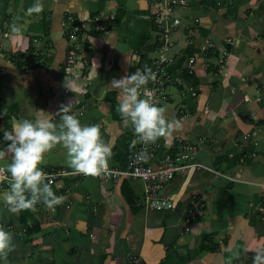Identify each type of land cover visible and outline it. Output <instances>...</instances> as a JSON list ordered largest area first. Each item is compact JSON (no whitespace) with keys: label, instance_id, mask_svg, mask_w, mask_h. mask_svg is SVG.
Masks as SVG:
<instances>
[{"label":"crops","instance_id":"0c3cea01","mask_svg":"<svg viewBox=\"0 0 264 264\" xmlns=\"http://www.w3.org/2000/svg\"><path fill=\"white\" fill-rule=\"evenodd\" d=\"M187 1L169 33L171 87L161 105L178 123L157 142L191 145L188 161L205 168L177 176L164 191L173 210L155 211L140 203V180L77 174L57 146L42 167L68 173L51 184L61 205L12 213L9 181L0 184V224L17 245L0 264H225L229 250L240 253L233 264H252L264 247V0ZM35 2L0 0V146L18 121L59 122L70 104L82 124L100 125L109 166H124L136 136L111 82L156 48L154 0H42L43 11L30 13ZM72 25L81 30L75 45Z\"/></svg>","mask_w":264,"mask_h":264},{"label":"clouds","instance_id":"9594fccd","mask_svg":"<svg viewBox=\"0 0 264 264\" xmlns=\"http://www.w3.org/2000/svg\"><path fill=\"white\" fill-rule=\"evenodd\" d=\"M42 0L28 9L30 13L43 11ZM155 82V74L145 66L133 74L114 79L111 85L121 94L116 111L127 120L138 142L143 145L155 144L163 137L171 136L178 122L165 116V108L157 106L148 98H141V89ZM59 122L50 119H23L3 132L0 146V161H9L0 172L9 179V191L6 196L8 210L16 213L22 210H36L42 203L54 209L63 203L64 197L54 193L48 174L43 170L45 156L57 146L66 151L67 163L77 174L88 177H101L109 171V161L113 152L105 142L99 124H82L71 114L70 104L61 106ZM147 162L151 159L146 149L136 157ZM14 234L0 224V259H7L15 251ZM231 254L225 264H233L240 258L239 251L229 250ZM252 264H264V247L257 248L252 256Z\"/></svg>","mask_w":264,"mask_h":264},{"label":"built area","instance_id":"2783aa9c","mask_svg":"<svg viewBox=\"0 0 264 264\" xmlns=\"http://www.w3.org/2000/svg\"><path fill=\"white\" fill-rule=\"evenodd\" d=\"M157 12L153 17L157 34L152 39L150 46L156 45L153 52H147V60L138 68L143 70L145 66L155 74V82L150 81L148 85L141 89V98L152 100L157 106L163 105L168 99V92L171 87V77L166 69L170 60L173 42L169 35L170 31L177 28L180 20L175 16L178 9L188 5L187 0H154ZM81 33L80 26L72 25L66 30L68 40L75 45L77 37ZM76 50L69 51L70 62L75 63ZM191 62V60H190ZM146 149L151 159L148 162L140 161L136 157L142 150ZM193 147L178 140L171 143L166 149H162L158 142L155 144L143 145L138 142L137 137L133 147L129 150L127 161L124 166H109L106 175L101 176L103 180H113L127 178L140 180L143 183V194L140 203L146 208L155 211H171L174 208V201L164 193L166 187L187 169H201L205 166L188 161V154L192 153ZM2 168V167H0ZM49 177L50 183L68 173L64 170H44ZM6 174L0 172V184L8 182ZM191 222V218L186 216V229ZM131 264H140V259H130Z\"/></svg>","mask_w":264,"mask_h":264},{"label":"trees","instance_id":"16d2710c","mask_svg":"<svg viewBox=\"0 0 264 264\" xmlns=\"http://www.w3.org/2000/svg\"><path fill=\"white\" fill-rule=\"evenodd\" d=\"M118 18H119V17H118ZM43 21H44V20H43ZM44 22H45V21H44ZM44 22H43V23H44ZM45 24H46V26H48V25H49L48 21H46ZM44 33H45V32H44ZM24 62H25L26 64H30L31 59H28V61H27V60H24ZM24 62H23V64H18V65H19V66H20V65H25ZM16 63H17V62H16ZM35 63H36V62H35ZM36 66H38V64H36ZM129 264H131V263H129ZM140 264H143L142 261H141Z\"/></svg>","mask_w":264,"mask_h":264}]
</instances>
